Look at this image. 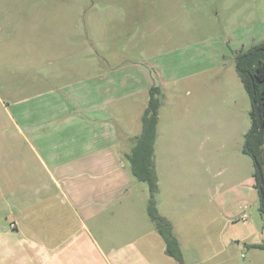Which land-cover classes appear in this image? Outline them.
I'll use <instances>...</instances> for the list:
<instances>
[{
    "label": "rangeland",
    "instance_id": "374dc122",
    "mask_svg": "<svg viewBox=\"0 0 264 264\" xmlns=\"http://www.w3.org/2000/svg\"><path fill=\"white\" fill-rule=\"evenodd\" d=\"M58 35L61 44L50 40ZM263 42L264 0H0V264H180L149 214L146 182L92 218L50 195L33 206L30 146L7 114L42 88L85 77L52 80V50L78 68L125 67L119 94L137 83L160 89L155 209L183 264H262L264 251L244 243L261 240L264 214L243 152L252 101L235 57ZM145 100L117 107L137 120Z\"/></svg>",
    "mask_w": 264,
    "mask_h": 264
},
{
    "label": "crops",
    "instance_id": "0c3cea01",
    "mask_svg": "<svg viewBox=\"0 0 264 264\" xmlns=\"http://www.w3.org/2000/svg\"><path fill=\"white\" fill-rule=\"evenodd\" d=\"M69 39L66 36V43ZM50 40L61 44L64 37L52 36ZM52 54L47 58L52 80H58L59 75L68 79L74 70L85 73V77L42 88L36 96L14 102L7 117L12 120L14 133L30 146L28 175L33 179L29 185L30 193L35 195L33 206H41L43 196L50 195L67 204L80 219L92 218L101 209L119 204L139 191L135 189L136 178L128 155L143 131L142 117L149 104L150 86L137 83L140 87L136 85V90L131 85L129 93L119 94L125 84L122 81L129 77L128 72L123 73L125 67L109 66L104 73L99 66H70L59 60L63 53L52 50ZM40 80L42 86L51 83L47 78ZM140 94L146 100L137 120L118 109L124 98ZM13 224L18 228L16 222ZM260 234L259 242L250 241L249 236L244 238L248 251L251 245L264 244V225ZM244 258L247 261L243 264H259V260ZM259 258L263 264L264 259L260 255Z\"/></svg>",
    "mask_w": 264,
    "mask_h": 264
},
{
    "label": "trees",
    "instance_id": "16d2710c",
    "mask_svg": "<svg viewBox=\"0 0 264 264\" xmlns=\"http://www.w3.org/2000/svg\"><path fill=\"white\" fill-rule=\"evenodd\" d=\"M235 67L252 101V111L250 113L252 126L246 134L243 152L254 160L256 166L257 164L259 165L264 177V42L245 52L238 53L235 57ZM159 95V88L151 89L149 104L142 119L143 131L138 138L137 144L128 155V158L131 162L132 172L135 178L140 182L148 183L150 187L151 199L148 208L149 214L156 222L158 232L166 241L167 253L176 258L180 264H183V256L174 249V239H172L163 228L165 224L168 226L169 222L165 217L156 215L157 210L155 209L157 204L155 196L157 192V179L154 175L153 165L157 136L158 110L161 105L158 99ZM256 105L258 106L261 116V130L256 120ZM256 180V188L260 193L257 174ZM262 190L264 194V184ZM259 210L264 214V196L263 199L261 197ZM251 248L264 251V244H254L251 245Z\"/></svg>",
    "mask_w": 264,
    "mask_h": 264
},
{
    "label": "water",
    "instance_id": "95a60500",
    "mask_svg": "<svg viewBox=\"0 0 264 264\" xmlns=\"http://www.w3.org/2000/svg\"><path fill=\"white\" fill-rule=\"evenodd\" d=\"M253 89H254V85H253ZM255 111H256V120H257L259 129L261 130L262 129V122H261V116H260V112H259L257 105L255 106ZM256 168H257V175H258V180H259V185H260V193H261V197L263 199L264 194H263L262 187L264 184V177H263L262 170L258 164H257Z\"/></svg>",
    "mask_w": 264,
    "mask_h": 264
},
{
    "label": "built area",
    "instance_id": "2783aa9c",
    "mask_svg": "<svg viewBox=\"0 0 264 264\" xmlns=\"http://www.w3.org/2000/svg\"><path fill=\"white\" fill-rule=\"evenodd\" d=\"M245 220H246V218H245ZM14 226V225H13Z\"/></svg>",
    "mask_w": 264,
    "mask_h": 264
}]
</instances>
